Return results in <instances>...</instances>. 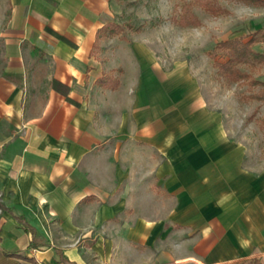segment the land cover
I'll return each mask as SVG.
<instances>
[{
    "label": "crops",
    "instance_id": "1",
    "mask_svg": "<svg viewBox=\"0 0 264 264\" xmlns=\"http://www.w3.org/2000/svg\"><path fill=\"white\" fill-rule=\"evenodd\" d=\"M115 12L0 0V264H264V166Z\"/></svg>",
    "mask_w": 264,
    "mask_h": 264
},
{
    "label": "rangeland",
    "instance_id": "2",
    "mask_svg": "<svg viewBox=\"0 0 264 264\" xmlns=\"http://www.w3.org/2000/svg\"><path fill=\"white\" fill-rule=\"evenodd\" d=\"M192 0H114V23L120 29L107 36L120 39L146 41L138 46L164 68L186 63L214 94L218 111L225 109L223 120L237 148L246 151V162L264 166V102L244 97L250 93L264 91V85H249L246 81L225 79L213 65L214 60H224L219 41L240 36L247 40L257 28L264 29V6L239 0H218L222 12L211 13L193 4L198 17L196 25L182 26L178 23L182 3ZM239 22L227 31H222L217 18ZM200 29L204 39L197 38L192 31ZM256 51H264V41L252 43ZM212 55V56H211ZM238 67L249 73L251 78L264 81V63H242ZM210 86V87H209ZM225 105V107L223 106Z\"/></svg>",
    "mask_w": 264,
    "mask_h": 264
},
{
    "label": "trees",
    "instance_id": "3",
    "mask_svg": "<svg viewBox=\"0 0 264 264\" xmlns=\"http://www.w3.org/2000/svg\"><path fill=\"white\" fill-rule=\"evenodd\" d=\"M257 5L264 6V0H239ZM193 4H197L211 13H219L223 8L219 5L218 0H192L182 3L178 23L182 26L196 25L199 22L198 17L193 12ZM119 30L120 27L114 22H109L102 30L107 34H112ZM264 41V29L257 28L247 40L240 36L227 38L218 42L226 58L224 60H214L213 65L217 67L219 73L230 81H246L249 85H264V81L251 78L249 73L242 71L238 65L242 63L255 64L264 63V51H256L252 48V43ZM212 56V55H211ZM248 99H257L264 102V91L250 93L244 97ZM244 264H262L257 259H250Z\"/></svg>",
    "mask_w": 264,
    "mask_h": 264
},
{
    "label": "clouds",
    "instance_id": "4",
    "mask_svg": "<svg viewBox=\"0 0 264 264\" xmlns=\"http://www.w3.org/2000/svg\"><path fill=\"white\" fill-rule=\"evenodd\" d=\"M240 19L241 18L239 16H236L235 18L228 20L221 17V18H217V24L220 25L222 31H227L233 24L239 22ZM192 31L195 33V36L197 38L204 39L205 42H207V38L203 36V33L200 29L194 28Z\"/></svg>",
    "mask_w": 264,
    "mask_h": 264
}]
</instances>
